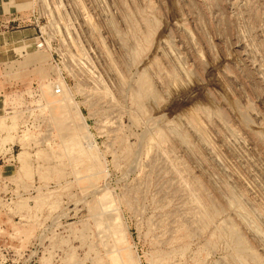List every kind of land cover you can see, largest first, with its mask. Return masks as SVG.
<instances>
[{
	"label": "rangeland",
	"instance_id": "obj_1",
	"mask_svg": "<svg viewBox=\"0 0 264 264\" xmlns=\"http://www.w3.org/2000/svg\"><path fill=\"white\" fill-rule=\"evenodd\" d=\"M0 264H264V0H0Z\"/></svg>",
	"mask_w": 264,
	"mask_h": 264
}]
</instances>
